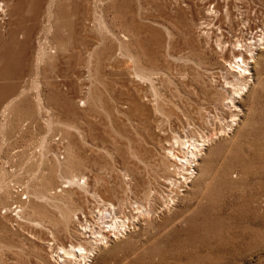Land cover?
I'll return each mask as SVG.
<instances>
[{"label": "rangeland", "instance_id": "obj_1", "mask_svg": "<svg viewBox=\"0 0 264 264\" xmlns=\"http://www.w3.org/2000/svg\"><path fill=\"white\" fill-rule=\"evenodd\" d=\"M177 1L0 0V264H76L54 251L84 240L83 216L93 221L102 200L115 212L124 200L128 212L151 188L166 191L164 177L178 178L160 149L175 134L210 140L199 177L173 209L108 233L86 264H264V54L249 64L250 87L233 94L223 56H204L192 26L206 11L184 12L185 28L176 13L191 1ZM230 2L235 18L247 11L260 22L258 39L264 0ZM43 48L57 57L42 61ZM73 175L87 186H63Z\"/></svg>", "mask_w": 264, "mask_h": 264}, {"label": "bare ground", "instance_id": "obj_2", "mask_svg": "<svg viewBox=\"0 0 264 264\" xmlns=\"http://www.w3.org/2000/svg\"><path fill=\"white\" fill-rule=\"evenodd\" d=\"M85 1L89 2L90 0H85ZM190 1L191 2L187 4L183 3V5L186 7V10H183L180 15L179 13H176L177 18L175 19V22H177L178 24L184 23L185 28H186L187 27L186 25L187 15L184 12L189 13V15L191 16H194L195 15L194 11L197 12L196 10L197 8H199V10H202L203 12L206 11L205 17L201 18V20L204 19L203 21L201 22L199 21V23L192 24L193 28L196 27L199 33V44L201 46V49L204 51V56L208 55L209 53H213V52L221 54L228 67V68H225V67L219 68V70L221 71L220 77L223 78L225 87L234 88L233 94L235 95L240 94L244 89L247 90L250 87L249 86L250 81L248 79H250V75H251V72L249 70V64L251 63L259 64L260 60H259L258 53L264 54V26L262 25L261 32L257 36L258 39H256L255 35H253V30L258 29L260 27L261 25L259 24L260 22L257 23V20L254 17H252L251 13H248L247 11L240 12L239 13L240 17L235 18L233 13L230 11V7L232 4L230 2L231 0H190ZM175 3L179 4L177 0H175ZM86 4L88 5L89 3H86ZM121 6L122 4L119 7ZM220 7L224 8V12H221ZM57 21H58L57 24H59L61 28L63 27V25H67V27L69 26V22L66 23V22L59 21V20ZM190 21L193 22V19H190L189 22ZM52 28H53V25H50L49 31ZM74 35L76 36V34ZM53 49H51L49 52H47L45 48L41 49V57H40L41 60L43 61L46 59V57H49L48 54H52V57L56 56L58 53V50L56 51V49L55 50ZM257 50H258V53H256ZM225 55H228L229 59H225L224 58ZM249 60L251 61L249 62ZM128 69L132 71L131 73L133 75V78H136V80H140V81L143 80L144 82L149 81V83H152L150 82L152 79L151 72L145 74L140 69L132 68L131 66ZM56 85H57L56 83H51V86L53 87H56ZM130 101L134 109H139V107L142 105V102H143L141 101L140 97H137V96L134 97L133 95ZM236 110H238L237 107H235V111ZM233 117H237V116L234 115ZM236 120H237L236 118L233 119V121H236ZM192 133L194 134V132ZM192 133L190 134L192 135ZM150 135L153 136V133L151 132ZM173 140H174L173 142H169V143L167 141L168 144L166 143V145L161 146L160 149L163 152H165L164 153V156L166 157L165 164L166 165L169 164L170 167L173 166L174 170L179 169L182 171L181 173L178 172L177 174L178 178H173L171 176L163 178V181H165L166 184L162 183L160 184V186L168 184L167 190H166L167 192L156 189L155 187L153 188L150 187L151 189L149 188L150 190H149L148 196L146 197L147 202L141 203L139 205L136 203L137 206L135 208L132 207V210L128 212L126 211L127 206H125L127 203H125L124 200L119 201V202L117 200L118 202L117 212H115L116 206L113 203L114 201L113 202L111 201L112 203H106L105 201L102 200L101 203H102L103 209H98V213L100 216L98 214L97 215L95 214L96 218L98 219L96 220V218H94L93 221L87 220L86 216H83L82 215L83 213H80L84 218V223L82 222L79 223L80 235H82V237L84 236L83 238L84 240H81L74 245L71 244L69 247L60 246L56 248L54 252L56 253L58 260L60 259L61 261H63L62 263L76 262V264L78 263L81 264V262L79 261L80 259H82L83 261L85 260L92 261V258L95 256V254H97V251L99 250L100 245L104 244L103 241L109 239L108 233L110 234V236L111 234H114V237H116L119 233L127 234L131 229H134L135 225L140 223V221L144 219V217L151 219L152 216L156 215V213H159L162 210L169 211L173 209L177 201H179L180 196L184 195L182 193L186 192L187 188H190V184L199 177L196 167L199 165L200 161L202 160V157L204 155L203 151L206 149V147L209 144L208 142L210 141L208 137L207 138L201 137L199 140L198 138H189L188 140H184L181 136L176 135V134ZM178 154H181V155H178ZM133 155L136 158V154H133ZM165 164L164 166H166ZM131 175H132L131 172L130 174H125V178H126L125 180L129 179ZM78 177L73 175L72 178L70 177V178L65 179V181H63V186L67 185L65 186L66 188L67 187L69 188L70 186L72 187V185L74 184L78 186L79 185L85 186L87 184V183L85 184V180H84L85 178L84 177L78 178ZM132 180L133 179L131 178V181L129 182L131 185H132ZM117 198L118 197H116V199ZM160 207L162 208L160 209ZM158 210H161V211H158ZM112 211H114V216H112ZM76 213L78 212L76 211ZM106 213L110 215V221H108L109 223H107L108 230L106 229L103 230V227H101L100 225L101 224L104 225L105 222H100V220L107 217V215H105ZM74 217H76V219L79 220L78 218L79 216L77 217L76 215H74ZM90 217L93 218V216H90ZM97 228H99V230H97ZM87 235H89L88 239L86 237ZM105 243L107 242L105 241ZM90 261H87V262H90ZM84 264H86V261Z\"/></svg>", "mask_w": 264, "mask_h": 264}, {"label": "built area", "instance_id": "obj_3", "mask_svg": "<svg viewBox=\"0 0 264 264\" xmlns=\"http://www.w3.org/2000/svg\"><path fill=\"white\" fill-rule=\"evenodd\" d=\"M13 193L16 196L21 197V200H27V196L24 193V189L21 186H14ZM8 212L12 214L13 217H17L20 212V205L17 203H13V205L8 209Z\"/></svg>", "mask_w": 264, "mask_h": 264}]
</instances>
